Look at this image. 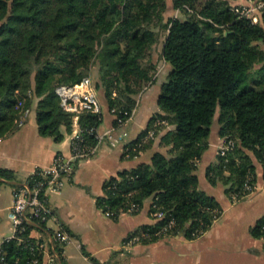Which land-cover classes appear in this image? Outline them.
<instances>
[{
  "label": "trees",
  "instance_id": "16d2710c",
  "mask_svg": "<svg viewBox=\"0 0 264 264\" xmlns=\"http://www.w3.org/2000/svg\"><path fill=\"white\" fill-rule=\"evenodd\" d=\"M231 1L172 0L173 10L189 16L165 21V0H0V138L17 128L23 111L38 98L40 135L61 142V129L71 133L73 120L54 90L80 82L95 65L93 85L101 105L115 115L114 125L127 120L137 95L154 81V53L163 42L160 58L170 70L157 97L160 112L139 137L150 129L154 136L139 146L134 141L124 155L142 154L157 136L163 149L149 163L107 180L97 204L116 218L138 213L153 198L151 217L158 211L163 218L153 217V226L128 240L201 235L220 214L214 199L199 189L196 175L217 114L218 135L232 148L218 154L210 180H222L231 199H242L246 184L255 188V163L264 165V11L252 14L254 22L236 14ZM101 122L102 112L79 117L90 146ZM0 179L16 188L24 182L31 186L40 176L17 181L12 171L0 168ZM132 204L137 211H129ZM170 220L174 225L167 227ZM43 228L26 225L21 235L27 245L3 242L0 264H41L43 254L29 246L36 241L31 230ZM251 233L264 238V219Z\"/></svg>",
  "mask_w": 264,
  "mask_h": 264
},
{
  "label": "crops",
  "instance_id": "0c3cea01",
  "mask_svg": "<svg viewBox=\"0 0 264 264\" xmlns=\"http://www.w3.org/2000/svg\"><path fill=\"white\" fill-rule=\"evenodd\" d=\"M162 47L163 42L154 53L157 58L154 81L137 95L135 109L120 128L127 145L132 144L147 128L151 118L160 112L157 97L170 70L160 58ZM38 100H34L22 123L0 138V168L12 171L17 181L26 180L38 168L49 167L56 155L68 156L71 139L78 130L75 125L71 133L62 128L64 137L59 143L41 136L35 112ZM217 116L208 146L196 169L199 189L212 197L220 210L205 232L195 238L179 234L150 241L128 240L154 225L155 220L150 214L153 198H147L138 213H122L113 218L97 204L104 196V183L123 170L149 163L152 155L163 148L157 136L142 154L127 158L122 147L112 148L103 143L93 157L77 164L61 190L48 192L53 220L44 226V230L31 232L34 238L45 240L49 247L43 253L41 264H264V238L254 237L251 233L264 219V165L255 163V189L236 202L231 201L229 185L220 179L210 180L211 169L218 164L217 150L223 144L218 135ZM115 118L102 106V122L97 131L104 132L115 126ZM14 184L0 179V245L12 235L8 211L14 200ZM61 231L67 233L69 240L64 244L58 242L59 255L55 242ZM50 254H55L53 262L49 261Z\"/></svg>",
  "mask_w": 264,
  "mask_h": 264
},
{
  "label": "built area",
  "instance_id": "2783aa9c",
  "mask_svg": "<svg viewBox=\"0 0 264 264\" xmlns=\"http://www.w3.org/2000/svg\"><path fill=\"white\" fill-rule=\"evenodd\" d=\"M247 1L250 2L249 5H243V3H235L232 5L233 11L240 17H250L257 11H264V2L254 4L251 0ZM252 20L256 22L257 16H252ZM54 92L59 99L61 108L72 116L73 125L77 126L78 130L71 139L68 156L56 155L49 167L35 170L34 174L37 173L40 176V179L36 183L30 186L28 182H24L15 188L14 200L8 211V217L12 224V235L4 242L16 240L27 245V239L21 235L25 231L27 224L45 226L48 222L52 221L53 213L48 203V192L61 190L64 186L65 179H69L72 176L77 164L82 160L93 157L103 143H107L112 148L122 147L124 153L132 146V144L127 145L124 139L125 134L120 131V128L128 121L131 115L125 121L117 119V125L104 132H98L95 129L94 135L97 142L93 146H90L83 137L78 125L80 115L83 113L100 114L102 112L99 95L90 77H84L80 82L73 85H58ZM153 136L154 130H148L144 136L136 139L139 141L137 145H142ZM231 148V142H227L226 145L223 143L220 154L224 155ZM254 189L251 185L246 184L244 197L252 193ZM233 198L238 200L235 195ZM129 211H137V207L132 204L129 207ZM105 214L111 216L108 212ZM152 216L157 219H162L164 215L157 211ZM173 225L174 221L170 220L167 227ZM34 239L36 241L31 242L29 249H37L43 254L49 248L46 241L39 238ZM56 240L64 244L67 243L69 237L67 233L61 231L57 234ZM131 241H137V237L132 238ZM54 260L55 254H50L49 261L53 262Z\"/></svg>",
  "mask_w": 264,
  "mask_h": 264
},
{
  "label": "rangeland",
  "instance_id": "374dc122",
  "mask_svg": "<svg viewBox=\"0 0 264 264\" xmlns=\"http://www.w3.org/2000/svg\"><path fill=\"white\" fill-rule=\"evenodd\" d=\"M166 1V5H167V9L165 11V21H167L168 19L170 18H180V19H186L188 18L189 15H187L186 13H182V12H178L176 10H173L171 5H172V0H165ZM207 0H200V3H204L206 2ZM231 5L235 4V3H243V5H249V1L247 0H237V1H231L230 2ZM156 53V52H155ZM155 57V56H154ZM155 59L157 60V58L155 57ZM97 71H98V65H95L91 70H90V73H89V76L87 77H90L92 82L96 81V77H97ZM255 71L256 70H253V75L255 76ZM253 76V77H254ZM256 78V77H255ZM249 84H251V81L249 82ZM100 97V95H99ZM100 102L102 104V101H101V98H100ZM30 110H25L23 111L22 115H21V118H20V121H17V125L19 126L21 123H22V119L29 113ZM223 144L220 145V148L217 150V155L220 154V149L222 148ZM232 202H236L237 199H231ZM167 237V236H165Z\"/></svg>",
  "mask_w": 264,
  "mask_h": 264
}]
</instances>
